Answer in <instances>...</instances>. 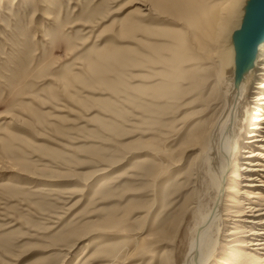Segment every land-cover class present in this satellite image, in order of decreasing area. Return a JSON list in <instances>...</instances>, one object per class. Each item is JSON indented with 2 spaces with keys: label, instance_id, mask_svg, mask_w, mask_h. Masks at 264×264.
Here are the masks:
<instances>
[{
  "label": "rangeland",
  "instance_id": "rangeland-1",
  "mask_svg": "<svg viewBox=\"0 0 264 264\" xmlns=\"http://www.w3.org/2000/svg\"><path fill=\"white\" fill-rule=\"evenodd\" d=\"M182 3L175 16L151 0H0V264L182 263L214 195L197 148L208 79L228 74L203 44L225 0ZM247 233L222 235L237 239L218 258L264 264V246L228 248Z\"/></svg>",
  "mask_w": 264,
  "mask_h": 264
},
{
  "label": "bare ground",
  "instance_id": "bare-ground-1",
  "mask_svg": "<svg viewBox=\"0 0 264 264\" xmlns=\"http://www.w3.org/2000/svg\"><path fill=\"white\" fill-rule=\"evenodd\" d=\"M151 1L156 9L163 8L175 16L187 14L190 9L189 6H184L182 0ZM249 2L250 0H225V6L221 7L217 14L209 16L210 11L205 13L207 19L203 33L204 49L207 48L209 60L217 69V73L224 71L228 74L226 79H223V83H220L217 78L208 79L214 82V88L217 87L212 99V105H215L214 119L198 134L199 147L197 148L205 157L207 173L212 181L210 188L214 195L210 197L209 204L202 208L203 211L199 209L197 201L191 208L193 210L198 208L199 216L181 264H212L214 262L230 264V259L218 258L222 253L220 248L225 246L221 238L227 241L226 246L237 238H224L222 237L224 234L232 236L248 232L246 237L250 240L236 242L228 248L255 246L256 250H261L264 246V229L256 227L264 223V203L252 201L254 198H264L263 192L260 191L264 189V152L252 150L254 142H264V136L261 134L264 130V114L260 112L263 111L264 106V40L259 44L255 57L252 58L242 76L237 79L236 75L234 36L242 26ZM228 44L233 45L234 56L226 54L225 49ZM256 83L259 85L255 86ZM252 93L256 94L250 97ZM252 108L256 109L252 114L259 117L250 121L249 115ZM253 121L254 124H252ZM249 127L255 130L249 135L256 137L253 140H246L244 134ZM242 144H246L244 149L240 147ZM241 153H246L248 159L239 166L238 156L240 158ZM244 170L262 172L247 175V173H241ZM243 178L246 179L244 186L247 188L241 190L237 186L238 181ZM248 200L253 203H246ZM228 202L232 203L228 205ZM256 203L257 205H254ZM243 204L246 206L244 207ZM232 221L238 222L235 224L236 227L225 233L226 225ZM251 236L255 239L252 240ZM230 253L238 256L239 252L234 249ZM173 264L178 263L175 260Z\"/></svg>",
  "mask_w": 264,
  "mask_h": 264
},
{
  "label": "water",
  "instance_id": "water-1",
  "mask_svg": "<svg viewBox=\"0 0 264 264\" xmlns=\"http://www.w3.org/2000/svg\"><path fill=\"white\" fill-rule=\"evenodd\" d=\"M262 40H264V0H250L242 26L234 36L237 79L250 65Z\"/></svg>",
  "mask_w": 264,
  "mask_h": 264
}]
</instances>
